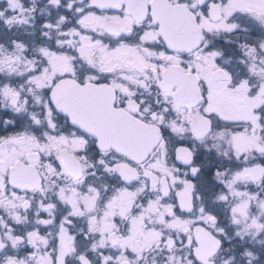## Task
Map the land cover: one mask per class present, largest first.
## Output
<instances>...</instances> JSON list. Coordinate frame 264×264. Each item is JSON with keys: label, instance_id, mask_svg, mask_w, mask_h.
<instances>
[{"label": "snow or ice", "instance_id": "6c2138e0", "mask_svg": "<svg viewBox=\"0 0 264 264\" xmlns=\"http://www.w3.org/2000/svg\"><path fill=\"white\" fill-rule=\"evenodd\" d=\"M0 264H264V0H0Z\"/></svg>", "mask_w": 264, "mask_h": 264}]
</instances>
